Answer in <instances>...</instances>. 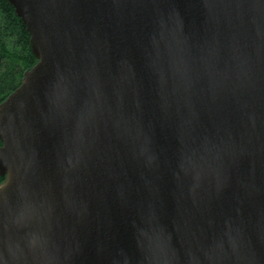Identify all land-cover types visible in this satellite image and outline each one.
Returning <instances> with one entry per match:
<instances>
[{
	"label": "water",
	"instance_id": "water-1",
	"mask_svg": "<svg viewBox=\"0 0 264 264\" xmlns=\"http://www.w3.org/2000/svg\"><path fill=\"white\" fill-rule=\"evenodd\" d=\"M9 1L0 264H264V0Z\"/></svg>",
	"mask_w": 264,
	"mask_h": 264
},
{
	"label": "trees",
	"instance_id": "trees-1",
	"mask_svg": "<svg viewBox=\"0 0 264 264\" xmlns=\"http://www.w3.org/2000/svg\"><path fill=\"white\" fill-rule=\"evenodd\" d=\"M38 62L26 23L9 0H0V104ZM4 180L5 176L0 175V184Z\"/></svg>",
	"mask_w": 264,
	"mask_h": 264
}]
</instances>
